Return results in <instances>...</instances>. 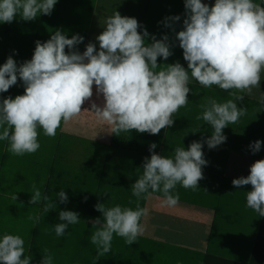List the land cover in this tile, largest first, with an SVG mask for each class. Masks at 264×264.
I'll return each instance as SVG.
<instances>
[{
    "label": "clouds",
    "instance_id": "1",
    "mask_svg": "<svg viewBox=\"0 0 264 264\" xmlns=\"http://www.w3.org/2000/svg\"><path fill=\"white\" fill-rule=\"evenodd\" d=\"M57 2L0 0V23H11L17 17L34 21L41 14L51 15ZM184 8L181 30L175 27L181 20L179 15L165 17L161 22L171 29V37L164 34L157 39L146 29L140 32L143 26L136 18L115 11L106 18L96 43L89 42L82 53L77 46L83 43V36L68 38L57 29L47 41L35 42L30 60L18 64L9 55L0 65V93L8 92L18 80L24 88L22 95L0 98V141H7L8 151L16 156L35 153L40 148L37 129L55 137L61 122L67 124L78 117L85 102L116 136L133 130L158 135L173 126L172 115L188 103L190 77L204 88L215 85L224 91L235 90L230 93L234 99L219 103L209 97L200 105L203 111L197 119L212 128L210 136L192 141L187 149L175 148L171 157L157 154V144L150 143L151 155L143 160L142 175L131 185L135 209L94 205L102 214L92 220L95 231L90 237L98 257L111 251L114 234L127 245L143 235L140 221L147 210L140 207L139 200L145 194L160 192L162 203L173 207L179 202V194L173 191L178 184L185 189L198 187L204 179L202 168L208 164L202 151L204 144L211 150L226 142L223 129L247 113L236 101H243L241 93L250 95L253 88L261 86L264 0H215L211 6L202 0H184ZM149 38L151 43H146ZM177 42L187 68L179 62L158 64V58L167 61L173 55ZM94 87L97 98L102 97L100 105L92 100ZM260 102L264 104V95ZM262 143L256 140L249 144L252 154L261 150ZM232 185L237 189L251 185L246 192L247 207L264 217V159L252 163L249 174L233 179ZM31 194L29 204L41 201V191L35 185ZM56 197L60 203H68L64 190ZM13 199H17L16 195ZM43 200L47 202L45 212L57 207L48 196ZM58 216L61 222L54 225L57 236H63L69 225L80 221L79 213L71 210H61ZM24 253V240L19 235L5 233L0 237V264H30L32 257ZM40 264H53L47 249Z\"/></svg>",
    "mask_w": 264,
    "mask_h": 264
},
{
    "label": "crops",
    "instance_id": "2",
    "mask_svg": "<svg viewBox=\"0 0 264 264\" xmlns=\"http://www.w3.org/2000/svg\"><path fill=\"white\" fill-rule=\"evenodd\" d=\"M202 2L211 6L215 0ZM254 2L259 3L260 0ZM115 11L120 12L122 16L136 18L143 26L138 31L143 32L146 29L150 36L155 35L160 39L164 34L172 36L171 29L165 28L161 23L165 17L181 16V20L175 25L177 31L181 30L185 8L184 0H58L51 15L41 14L34 21H23L17 17L11 23H0V65H3L9 55H12L18 64L30 60L35 42L47 41L57 29L62 30L68 38L75 34L83 36V43L77 46L82 53L89 42L96 43L95 37L103 31L106 18ZM146 43H151L150 38ZM172 51L173 55L167 61L158 58V64L179 62L185 67L183 50L178 42ZM189 87V94L192 95H222V98L218 99L219 103H223L224 98H228L230 93L235 91H224L215 85L204 88L191 77ZM23 92L22 83L18 80L17 85L12 86L8 92L0 93V98H14ZM93 92L92 100L100 105L102 97L97 98L95 87ZM241 95H244V99L237 102L238 107L246 108L247 113L236 123L223 129L227 140L217 149L212 168L207 167L209 161L207 166L202 168L204 179L198 182L197 198L187 200L189 189L179 184L173 190L179 194V202L173 207L162 203L163 194L160 192L150 196L145 194L139 204L141 208L150 211V216L146 214L141 218L142 226L146 220V228L152 226L166 231L165 225L160 227L161 224H158L159 220H163V215H170L173 213L172 209H178L175 210L176 218L186 221V214L177 216V213L181 212L182 205H188L196 209L193 212V215H196L193 224L207 227V221L213 222L219 212V202L209 199L213 189L218 191L225 188L222 181L229 175L247 176L250 165L256 160L264 159L262 150L252 154L246 146L256 140L264 142V104L255 97L264 95L263 82L260 88H253L250 95ZM204 103L206 102L201 104ZM201 104L189 105L188 102L182 107L179 116L175 113L172 115L173 126L162 129L158 135L133 130L121 132L116 136L111 133V128L105 121L91 112L90 103L85 102L78 117L67 124L61 122L55 137L45 136L43 130L38 128L40 148L33 154L13 155L8 151V142L0 141V237L5 233L19 235L24 240V255L32 257L30 264L42 259L45 249L51 254L56 253V256H67L70 259L65 258L61 264H94L95 261L96 264H103L104 256L96 257L97 250L92 252L94 258L88 261L84 260L85 251L77 250L80 239L84 238L88 244L91 243L89 229L93 228L92 220L102 217L94 205L104 203L105 207L120 205L135 209L136 197L132 195L131 185L142 175L143 160L151 155L150 143L157 144L154 150L157 154L171 157L175 148L181 147L180 143L182 144L184 137L190 135L193 140L201 141L211 135L212 128L207 122L197 119L202 115ZM171 139L173 143H170ZM207 157V160L212 159V156ZM209 172L214 173V177L208 178L214 180V183L206 182ZM33 185L42 194L41 201L34 205L29 204ZM61 190L68 195L66 204L60 203L56 197V193ZM14 195L16 200L13 199ZM45 195L57 205L49 212L44 211L47 203L43 200ZM130 200L132 203H129ZM61 210L78 212L80 221L69 225L63 236H57L54 225L61 222L58 216ZM29 216L39 219H29ZM143 238L145 237L141 235L137 239ZM139 240L132 245H125L130 254L137 249ZM56 260L55 257L54 263Z\"/></svg>",
    "mask_w": 264,
    "mask_h": 264
},
{
    "label": "rangeland",
    "instance_id": "3",
    "mask_svg": "<svg viewBox=\"0 0 264 264\" xmlns=\"http://www.w3.org/2000/svg\"><path fill=\"white\" fill-rule=\"evenodd\" d=\"M184 65L185 68H187V62ZM262 82L264 84V71L261 72V83ZM209 97L216 99L218 102V99L222 98V95L209 96L203 94V96H200L189 94L188 102L189 105H197L206 102ZM255 97L260 99L261 96ZM229 99H234V97L228 96V98H224L222 102H226ZM182 110L183 108L180 107L175 114L179 116V113ZM190 123L192 124L191 120ZM190 129L191 127L188 128L189 131ZM187 137L183 138L181 141L182 144L180 143L181 147H185V149L188 148V145L192 141H195L190 135ZM173 142L174 141L171 139L170 143ZM263 144L264 143H262V145ZM246 146L249 149V144ZM219 147L220 146L210 150L207 145L204 144L202 148L204 158L207 160V158H209L207 156H212V159L210 158L207 160L210 163L207 167L212 168V160H214L213 157L218 153L217 149H219ZM261 150L264 153V145ZM240 176L244 175H229L228 178H225L222 181L223 184H225V188L218 191L213 189V194H211L209 199L219 202V212L215 216L213 222L212 220L207 221V227L202 224H193L194 217H196V215H193V212H195L196 209H192V206L182 205V208L180 209L181 212L177 213V216L186 214V221H179V219L176 218L175 210L178 211V209H172L171 212L173 213L170 215H163V220L158 221V224H161L160 227L165 225L166 231H164V229L159 230L153 228L152 226L146 228L147 222L145 220L143 224V237L145 238L140 240L137 239L139 240L138 246H136L137 249L132 254H130V250L125 246L127 244L124 239L119 238L114 234L111 251L110 253H107V256L104 255L102 263L203 264L205 256L207 255H213L243 264L248 263L251 258L262 217H260L254 210L247 207L246 192L251 190V185L239 189L234 188L232 185V180L239 178ZM212 177H214V173L212 174V172H209L206 175V182L212 183L214 180L208 179ZM212 187H214L213 184ZM196 189H189V192H187L189 198L187 200L191 201L192 198H197L198 193ZM147 216H150V211H147ZM89 231L92 236L94 232L93 228H90ZM120 243L123 244L121 246L122 249L119 248L121 245ZM77 250L78 252L85 251L84 260L88 261L94 258L92 252L96 250V247L92 243L88 244L87 240L82 238L79 240ZM51 255L54 258L56 257L59 261L56 260L54 263L53 258V264H61V262H63L62 260L65 258L69 259L67 256H56V253ZM96 257L98 256L96 255ZM41 260L42 259H39L35 264H40Z\"/></svg>",
    "mask_w": 264,
    "mask_h": 264
},
{
    "label": "trees",
    "instance_id": "4",
    "mask_svg": "<svg viewBox=\"0 0 264 264\" xmlns=\"http://www.w3.org/2000/svg\"><path fill=\"white\" fill-rule=\"evenodd\" d=\"M203 264H243L240 262L207 255ZM246 264H264V217H262L255 239L250 261Z\"/></svg>",
    "mask_w": 264,
    "mask_h": 264
}]
</instances>
